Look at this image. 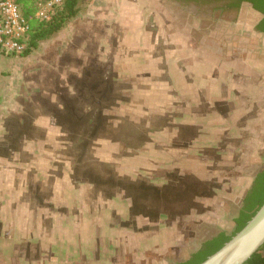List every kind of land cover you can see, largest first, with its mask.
Segmentation results:
<instances>
[{
	"label": "crops",
	"instance_id": "obj_1",
	"mask_svg": "<svg viewBox=\"0 0 264 264\" xmlns=\"http://www.w3.org/2000/svg\"><path fill=\"white\" fill-rule=\"evenodd\" d=\"M153 1L157 7L147 9L143 0H93L75 27L78 60L87 63L73 75L77 81L63 85L59 99L37 90L41 103L29 104L30 117L15 109L33 131L14 137V149H0V158L19 159L17 182L6 185L18 192L0 198L13 208L9 217L0 210V264H11L22 245L38 248L30 258L36 264L40 247L45 264H62L66 254L56 258L54 250L71 242L82 261L83 239L96 236L105 212L121 216L123 204L121 234L141 239L136 253L147 264L185 262L220 233L235 232L264 164V33L256 30L263 15L243 3L214 25L191 16L213 14V7ZM73 124L92 125L93 134L71 138L74 151L60 145L63 160L55 166V142ZM91 153L127 184L109 180L115 192L101 194L95 173L79 178L64 160ZM8 168L0 162L2 173ZM55 169L64 175L56 182ZM71 189L77 196H66ZM81 220L92 228L78 229Z\"/></svg>",
	"mask_w": 264,
	"mask_h": 264
},
{
	"label": "rangeland",
	"instance_id": "obj_2",
	"mask_svg": "<svg viewBox=\"0 0 264 264\" xmlns=\"http://www.w3.org/2000/svg\"><path fill=\"white\" fill-rule=\"evenodd\" d=\"M92 1L93 0H80L78 5V15L71 18L65 24L64 28L53 37L40 42L35 51L28 52L20 57L6 56L0 60L2 61V63H0V149H14V137L24 135L25 133L30 135L33 131V128L30 129L28 122L27 125L21 126V116L16 115L17 110L15 109L22 110L24 114L26 113L28 114V117H30L32 115V106L30 107L29 104L33 103L38 105L41 103V99L37 97L40 96V94H36L37 90H40L42 94H44L46 88L49 92L52 90L54 92L53 98L59 99L60 95L56 92H58L63 85L71 84L73 81H77V77H74V79L72 78L73 75L76 76L78 67H80L81 70L84 68L83 64L86 65L87 63L82 59L78 60L83 47H79V43L76 41L77 30H75V27H78L79 20L83 18L84 14H87ZM133 1L135 0H131V4ZM143 3H145L143 6L148 5L146 6L147 9L157 7V3L153 0H143ZM164 4L166 3L164 2ZM168 5L172 4H169L168 2L166 7ZM167 8L168 12H170L171 16H173L174 9L171 6ZM212 12L214 13L206 14L204 12L196 14L197 16L194 14L191 16L196 18V21L198 22H203L205 20L212 22L213 20L214 25H216L219 21H222V17L226 14L217 9ZM205 15H207V19ZM134 17H140V14L137 16L134 15ZM87 20L93 22L95 19L89 17ZM137 21L140 22V19L138 18ZM68 75L69 77L67 78ZM61 91L63 95L66 94L65 88L61 89ZM48 105H50V103ZM50 107L52 108L54 105H51ZM94 116L95 114L92 113L89 114L87 118L91 121L90 118H94ZM64 128L65 136H58L61 139L58 140V142H55L56 146H54L57 153L54 158L55 166L62 164L61 161L63 160L60 156V145L62 146L63 144V146L70 151L76 150L77 142L72 141L71 138L74 139L73 137L79 133L92 135L94 127L89 124L83 126H76L73 124ZM107 131H109V129H107ZM110 134L111 133L105 136H110ZM66 149H63L64 153ZM64 160L68 162L67 164L68 168L70 167V170L72 169L71 167H74V175L80 176L79 178H85V175L95 173L97 175L95 180H98L101 184H103V187L99 191L101 194L110 195L115 192L113 187L109 189V185L105 183L109 180L118 181L120 185L127 184L126 179L119 178L117 176L115 169L111 166V164L98 161L93 157L92 153L88 157L85 154V158H83V156H69L68 160L67 158H64ZM263 160L264 157H262V162ZM14 161L18 162L19 159L14 160L13 157L0 158L2 165L4 164V166H9V168L4 170L3 173L0 170L1 199L4 197L13 198L16 196V192H18L16 189L14 190L12 188L6 189V185L12 187L17 182V174L15 172V167H13ZM22 161H26L28 163L30 162V159L22 158ZM62 176H64L62 175V172L55 169V182L57 179H62ZM26 181H29V179H26ZM41 192L42 195L49 196V191L47 192L46 190H43ZM137 193L139 194L136 195L135 193V195L138 198H141V193ZM66 196L75 197L77 196V191L73 189L67 190ZM105 200L106 201L99 202L102 209L104 207L107 208L110 205L107 203L109 201L108 198ZM120 206L123 211L121 216L118 215L117 217L115 214L105 212L102 216V221H97L101 227L99 228L100 231L96 233V236L86 237L83 239V262L79 261L78 247L72 242L65 249H55V253H53L56 255V258L61 257V254H66V260L62 264H147V262L142 259L141 253H136V249L139 247L136 245L141 244V239H134L131 242L129 238L126 239L125 236H122L121 234V230H125L126 227V222H123L121 218H126V212L128 209L124 204ZM1 208L7 217H9L10 211L11 213L13 212V208L7 205H4V207L0 205V210ZM23 224L24 223L22 222V225ZM72 227L73 225L71 224V231L73 230ZM76 227L85 232L87 229H91L92 225L89 221L81 220L78 222ZM131 243L135 246V249L131 247ZM33 248L38 249L36 246L24 247V245H22V247H16L14 252L15 260L11 264H36V261H30V258H33ZM131 250H134V252L131 253ZM39 252L41 259L40 264H45L44 260L46 258V249L40 247ZM26 255L29 256V258ZM52 263L53 262L49 264ZM5 264H8V262L6 261Z\"/></svg>",
	"mask_w": 264,
	"mask_h": 264
},
{
	"label": "trees",
	"instance_id": "obj_3",
	"mask_svg": "<svg viewBox=\"0 0 264 264\" xmlns=\"http://www.w3.org/2000/svg\"><path fill=\"white\" fill-rule=\"evenodd\" d=\"M49 0H18L22 14L31 18L34 17L40 5ZM183 4H195L199 7L209 6L222 13H236L243 3H249L259 13L263 15L262 20L256 27L258 32L264 33V0H176ZM80 0H66L64 7L50 22H40L36 19L30 21V44L26 53L37 49L38 44L46 41L60 32L65 24L78 15V5ZM216 8V9H215ZM25 53V54H26ZM264 204V164L261 171L257 174L252 188L248 191L244 200V205L236 219V230L232 235L220 233L216 237L204 243L199 251L194 253L191 258L178 264H201L208 257L221 249L236 233L241 231L252 219L257 211ZM246 264H264V245L252 256Z\"/></svg>",
	"mask_w": 264,
	"mask_h": 264
},
{
	"label": "built area",
	"instance_id": "obj_4",
	"mask_svg": "<svg viewBox=\"0 0 264 264\" xmlns=\"http://www.w3.org/2000/svg\"><path fill=\"white\" fill-rule=\"evenodd\" d=\"M66 0H49L40 5L34 17H25L18 0H0V58L24 55L30 44V21L50 22Z\"/></svg>",
	"mask_w": 264,
	"mask_h": 264
},
{
	"label": "water",
	"instance_id": "obj_5",
	"mask_svg": "<svg viewBox=\"0 0 264 264\" xmlns=\"http://www.w3.org/2000/svg\"><path fill=\"white\" fill-rule=\"evenodd\" d=\"M264 245V204L221 249L201 264H246Z\"/></svg>",
	"mask_w": 264,
	"mask_h": 264
}]
</instances>
